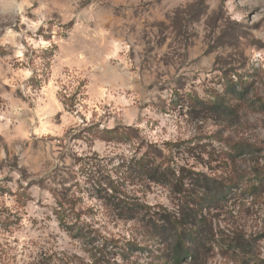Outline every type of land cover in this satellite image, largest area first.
I'll use <instances>...</instances> for the list:
<instances>
[{
  "label": "rangeland",
  "instance_id": "374dc122",
  "mask_svg": "<svg viewBox=\"0 0 264 264\" xmlns=\"http://www.w3.org/2000/svg\"><path fill=\"white\" fill-rule=\"evenodd\" d=\"M231 74L264 97V0H0V264H100L112 260L111 239L139 242L119 263L165 264L146 228L114 217L96 180L171 207L166 188L120 167L133 141L191 147L184 156L212 175L262 162L264 113L243 107L230 120L212 110ZM113 128L131 142L105 132ZM242 142L252 157L231 162ZM86 155L98 160L92 179ZM55 192L74 194L94 237L64 230ZM217 213L225 234L261 235L253 244L264 261V187Z\"/></svg>",
  "mask_w": 264,
  "mask_h": 264
},
{
  "label": "trees",
  "instance_id": "16d2710c",
  "mask_svg": "<svg viewBox=\"0 0 264 264\" xmlns=\"http://www.w3.org/2000/svg\"><path fill=\"white\" fill-rule=\"evenodd\" d=\"M223 82V92L215 95L211 102L215 114L225 119H237L243 107L264 113V97L254 90L253 80L247 81L241 75L231 74L224 77ZM120 130L119 132V128H113L105 132L116 133L117 138L122 137L131 142L128 133ZM164 148L165 153L162 148L152 143L142 147L133 141L131 155L128 161L121 162L120 167L126 170L132 167L145 187L154 184L166 188L171 194V207L149 204L139 196L131 195L124 187L110 183L102 184L100 180H96L99 182L97 186L104 187L106 202L114 217L135 222L146 228L148 234L143 239L146 243L156 246L158 258L165 264L263 263L255 253L253 244L261 235L252 239L243 230H232L225 234L217 212L231 196L254 194L259 187H264V157L262 162L255 159L248 171H226L225 168L222 171L224 175H212L196 169V164L201 163V159L192 160L184 156L185 152L192 154L189 151L191 147L181 149L178 143L167 142ZM253 153L252 145L247 142L238 143L230 159L233 162L237 156L252 157ZM80 161L89 178L96 177L99 170L96 157L86 155ZM122 179L124 180L123 177ZM60 195L53 193L55 212L64 230L73 238H83L90 233L94 237V231H88L87 224L80 221V215L75 210L74 194ZM136 240H126L124 244H119L118 240L111 239V248L114 249L111 253L112 260L107 259L100 264H122L117 262L115 256L119 254L125 257L133 250H141ZM106 241L104 238L101 245ZM217 258H220L221 262H218ZM58 264L75 263L72 258L62 256L58 259Z\"/></svg>",
  "mask_w": 264,
  "mask_h": 264
},
{
  "label": "built area",
  "instance_id": "2783aa9c",
  "mask_svg": "<svg viewBox=\"0 0 264 264\" xmlns=\"http://www.w3.org/2000/svg\"><path fill=\"white\" fill-rule=\"evenodd\" d=\"M91 1H93V0H91ZM105 1H107V0H105Z\"/></svg>",
  "mask_w": 264,
  "mask_h": 264
}]
</instances>
